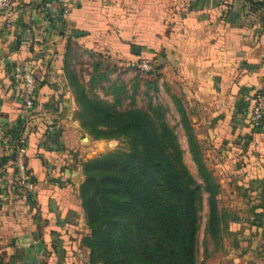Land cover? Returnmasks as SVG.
I'll list each match as a JSON object with an SVG mask.
<instances>
[{
	"label": "crops",
	"instance_id": "obj_1",
	"mask_svg": "<svg viewBox=\"0 0 264 264\" xmlns=\"http://www.w3.org/2000/svg\"><path fill=\"white\" fill-rule=\"evenodd\" d=\"M11 1L0 14V126L22 129L30 185L0 142V264H90L79 186L91 138L64 72L74 46L130 73H141L131 61H153L213 168L217 200L264 198V120L251 121L264 92V0H69L64 20L55 0ZM24 60L38 82L29 121L11 73Z\"/></svg>",
	"mask_w": 264,
	"mask_h": 264
},
{
	"label": "trees",
	"instance_id": "obj_2",
	"mask_svg": "<svg viewBox=\"0 0 264 264\" xmlns=\"http://www.w3.org/2000/svg\"><path fill=\"white\" fill-rule=\"evenodd\" d=\"M64 72L79 107L80 127L92 139L127 140L126 150L81 163L79 197L89 230L81 243L89 249V263L197 264L204 205V238L222 248L227 220L218 206L219 184L180 99L171 95L196 176L184 163L165 107L149 101L145 109L119 110V100L110 103L85 89L65 58ZM21 131L7 133L14 138Z\"/></svg>",
	"mask_w": 264,
	"mask_h": 264
},
{
	"label": "rangeland",
	"instance_id": "obj_3",
	"mask_svg": "<svg viewBox=\"0 0 264 264\" xmlns=\"http://www.w3.org/2000/svg\"><path fill=\"white\" fill-rule=\"evenodd\" d=\"M68 65L85 89L91 88L93 93L110 103L119 100L117 105L119 110L130 107L145 109L149 101L165 107V119L174 128L184 150V163L196 176L195 167L187 152L183 130L178 123L179 118L172 103L171 94L160 79L154 76L156 71L148 75L135 71L130 73L126 71L125 67L114 63L105 55L90 53L77 46H74L68 54ZM88 94L91 95V93ZM76 105L75 116L78 120L79 107L77 103ZM81 130L85 137L91 138L82 127ZM90 144L89 151L85 153V156L88 155L89 158L97 157L108 151L127 149V140L124 137L91 138ZM207 166L209 169H213L212 166ZM262 204L263 208L254 209ZM218 206L225 211L227 220V226L222 232V248H215L209 239L204 238L203 222L206 214L204 205L198 234L197 264H264V198L253 197L247 202L242 198L231 199L221 196Z\"/></svg>",
	"mask_w": 264,
	"mask_h": 264
},
{
	"label": "built area",
	"instance_id": "obj_4",
	"mask_svg": "<svg viewBox=\"0 0 264 264\" xmlns=\"http://www.w3.org/2000/svg\"><path fill=\"white\" fill-rule=\"evenodd\" d=\"M56 11L58 17L64 20L68 14L70 8L69 0H55ZM11 0H0V14L9 11L12 8ZM131 67H134L137 71L149 74L156 71V66L150 59L139 58L130 63ZM12 76L21 85L24 109L27 112L28 121L34 117L35 99L38 91V82L35 79L32 70L31 63L27 60L15 61L11 68ZM264 120V92H260L256 95L252 110L251 121L253 125H258ZM26 122V124L28 123ZM25 122V121H24ZM0 142L5 143L10 151L14 155L15 167L18 172L19 178L28 183L25 172V135L20 133L14 138L8 135L7 130L0 126Z\"/></svg>",
	"mask_w": 264,
	"mask_h": 264
},
{
	"label": "water",
	"instance_id": "obj_5",
	"mask_svg": "<svg viewBox=\"0 0 264 264\" xmlns=\"http://www.w3.org/2000/svg\"><path fill=\"white\" fill-rule=\"evenodd\" d=\"M35 249H36L37 253H40L43 249L42 243H40V242L35 243Z\"/></svg>",
	"mask_w": 264,
	"mask_h": 264
}]
</instances>
